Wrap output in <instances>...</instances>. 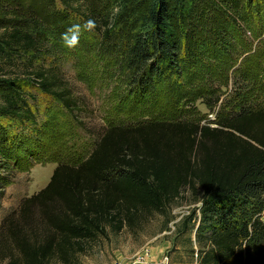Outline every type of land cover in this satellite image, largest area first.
<instances>
[{"label":"trees","instance_id":"obj_1","mask_svg":"<svg viewBox=\"0 0 264 264\" xmlns=\"http://www.w3.org/2000/svg\"><path fill=\"white\" fill-rule=\"evenodd\" d=\"M255 21L264 0H0V169L40 127L31 86L77 111L51 57L65 34L97 36L117 105L167 95L154 116L110 125L84 160L56 166L23 203L43 208L41 228L23 206L2 233L11 264H78L85 243L165 214L184 189L200 203L199 264H264V48L237 43ZM198 100L215 128L193 120Z\"/></svg>","mask_w":264,"mask_h":264},{"label":"rangeland","instance_id":"obj_2","mask_svg":"<svg viewBox=\"0 0 264 264\" xmlns=\"http://www.w3.org/2000/svg\"><path fill=\"white\" fill-rule=\"evenodd\" d=\"M253 31L240 36L237 43L242 46L245 42L251 43L252 49H263L264 25L255 21ZM76 35L78 42L74 46L62 42L52 49L51 57L77 101V111L69 114L59 101L31 86L40 111V127L35 129L37 132H29V149L21 150L18 165L9 162L8 168L0 169V179L4 182L0 188V264H11L6 256L16 254L10 245L3 244L2 233L10 222L15 223L23 206L32 213V221H29L32 226L37 224L41 228L38 210L43 208L37 202L23 203L46 187L56 166L78 164L92 151L106 128L114 124H133L148 113L154 116L157 107H152L151 102L156 101L159 106L167 97L162 92L147 95L144 100L128 97L124 105H117L120 85L112 78L114 71L105 64L108 57L99 55L97 36L86 31ZM220 90L224 92L225 88ZM228 93L230 89L221 95V100ZM117 106L124 108L116 110ZM190 112L194 114V121L209 122L212 128L217 126L214 120L218 115L209 111L201 100L196 101L195 110ZM199 207L198 194L184 189L165 214L155 213L139 227L109 231L85 243V251L78 255V264H111L116 260L126 264H199L197 249L200 245L195 235ZM192 209H195L194 215ZM188 216V228L179 234L181 221ZM50 264L60 263L52 261Z\"/></svg>","mask_w":264,"mask_h":264},{"label":"clouds","instance_id":"obj_3","mask_svg":"<svg viewBox=\"0 0 264 264\" xmlns=\"http://www.w3.org/2000/svg\"><path fill=\"white\" fill-rule=\"evenodd\" d=\"M89 27H94V24L89 21ZM65 42L68 46H74L77 42H78V36L77 35H73L72 38L69 40L67 37V34H65L64 36Z\"/></svg>","mask_w":264,"mask_h":264},{"label":"built area","instance_id":"obj_4","mask_svg":"<svg viewBox=\"0 0 264 264\" xmlns=\"http://www.w3.org/2000/svg\"><path fill=\"white\" fill-rule=\"evenodd\" d=\"M111 264H126V263H123L121 261L116 260V261L112 262Z\"/></svg>","mask_w":264,"mask_h":264}]
</instances>
